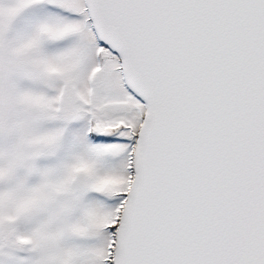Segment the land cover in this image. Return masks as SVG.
Instances as JSON below:
<instances>
[{"label":"snow or ice","instance_id":"1","mask_svg":"<svg viewBox=\"0 0 264 264\" xmlns=\"http://www.w3.org/2000/svg\"><path fill=\"white\" fill-rule=\"evenodd\" d=\"M0 264H264V0H0Z\"/></svg>","mask_w":264,"mask_h":264}]
</instances>
